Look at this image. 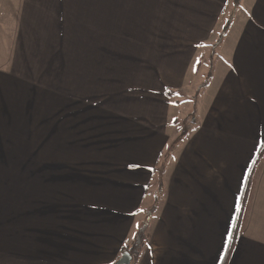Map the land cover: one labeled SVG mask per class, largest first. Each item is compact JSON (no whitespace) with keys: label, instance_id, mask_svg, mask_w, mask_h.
Returning a JSON list of instances; mask_svg holds the SVG:
<instances>
[{"label":"crops","instance_id":"obj_1","mask_svg":"<svg viewBox=\"0 0 264 264\" xmlns=\"http://www.w3.org/2000/svg\"><path fill=\"white\" fill-rule=\"evenodd\" d=\"M0 1L12 15L0 24V264H115L147 220L139 211L155 203L154 169L177 109L165 85L161 96L147 80L105 94V23L119 27V0ZM172 1L173 15L171 0L150 10L160 29L175 16L197 35L205 29L191 28L195 16L210 14L201 8L217 9L216 0ZM231 54L207 112L163 174L162 202L131 264H264V0ZM112 61L119 71L140 63L119 54ZM178 64L166 70L184 81ZM84 121L85 133L98 135L73 139ZM26 127L36 135L32 156L20 147ZM60 128L79 146L58 150ZM88 149L102 158L95 166L21 161L78 159Z\"/></svg>","mask_w":264,"mask_h":264},{"label":"rangeland","instance_id":"obj_2","mask_svg":"<svg viewBox=\"0 0 264 264\" xmlns=\"http://www.w3.org/2000/svg\"><path fill=\"white\" fill-rule=\"evenodd\" d=\"M140 1L141 0H119L120 6L122 5L119 7L118 11L121 16H119V27L116 28L115 26L114 28L110 21L105 23L106 33H109L108 36L110 38V41L105 42L106 90L110 91H105V94L108 96L111 91L114 93L116 91H120L122 88V90L126 91L127 94L130 85L133 84L132 80L134 79L142 81L147 80V82L151 83L158 89L161 96L163 85H165V97L171 103L172 107L177 110L175 113L172 112L175 114L176 119L168 127V131L166 133L168 135V144L163 151L160 163L156 166L160 169V172L155 173L154 183H156V185L158 183L159 185V183L163 180L164 171L171 163L172 155L183 149L185 142L197 129L198 121L200 122V114L207 112L208 105L212 103L215 96L214 94H216L218 90L216 89L215 81L216 79L220 80L222 78L224 72L223 66L225 63H228L226 64V67L230 65L232 57L231 52L235 51V46L241 41L242 34L249 25L252 10L256 6L258 0H216V10L201 8V11L208 12L210 14L206 17L205 22H202L204 20L203 17H199V15L195 16L192 21L193 27L191 28L194 29L200 25L202 29H205V31H202L200 32L201 34L198 33L197 35L196 32H193L192 30L186 32V24H184L183 27L180 23L182 19L175 16H173L174 18H171L172 16H170L169 20L165 21L169 23V26H165L160 29L159 24H163L161 18H157L155 15L153 16L155 12L152 13L150 10L158 7H160V9L164 8L163 6L167 4L168 0ZM9 3L10 1L7 2V4ZM145 3H147V8L140 7ZM174 3L177 4V2L171 0V10L169 13L172 15L174 14L172 9H177L175 8ZM7 4L5 6L9 7ZM0 7H2L1 1ZM139 8L140 10H138ZM4 11H7L6 15H2L4 14ZM4 11L2 7L0 9V24L2 23L1 19L9 17L10 21L12 19V15L7 14L10 13V10H6L4 8ZM109 14L112 15L113 13ZM145 14L149 15L147 19H144V17H146ZM150 14L152 16H150ZM151 19H153V21ZM147 21L148 24L152 23L151 26H144ZM208 21L211 23H208ZM187 24H190V22H187ZM226 28L227 30H225ZM114 29L117 32L114 33ZM113 36H115L121 43L114 45L115 42H113ZM113 54H119V56H122L123 59H132L135 57V60L140 61V63H137V65L128 63L125 65V69H123V71H119L115 67L116 64L114 65L112 61ZM178 60L180 61L178 62ZM144 61L148 64L143 63ZM162 61H166L167 64H160ZM170 62H173L174 65L179 63V70L186 69V76L183 77L184 81H180L181 76L180 78H177L175 75L174 77L171 76L170 73H174V71L168 72L166 70L167 65ZM147 67L153 68L149 70L146 69ZM118 74H120V76ZM148 79H152L153 83ZM159 79L163 81V84ZM119 82L126 83L124 86L119 87ZM73 114L75 115L76 112ZM109 114L112 113L109 112ZM193 119H195L196 126H189ZM97 125L100 126V124ZM187 126H189L188 129L190 132L188 135L182 137V133ZM30 128L31 127H26L24 131L25 137L22 142L23 144L20 145V147L24 148V151H26L28 156H32L31 154L35 147L33 142L34 137L32 136L34 133ZM81 128L84 129V132H81ZM112 130L113 125L109 126L107 129V131L110 132H112ZM40 135L43 137V140L45 138L46 141H48L50 136L48 134V129H41ZM81 135H88V137L98 135V129L89 130L85 133L84 121L82 124L76 125L72 138L74 139V137L77 138ZM57 138L58 140H56L55 145H57L58 142L61 143L56 146L60 151L68 150L69 148L71 149V146H79L70 141V129L66 131L65 128H60ZM29 139H31L30 142H28ZM171 146L174 150L167 160L166 166L163 170L160 165L163 162V156H165L164 154ZM39 147H41V151L49 152L48 148L50 146H48L47 143H44ZM91 150L88 149V156L85 154L82 158L78 159H56L50 161L49 159L36 160L26 158L21 161L24 163L26 168H33L34 165L37 164H41V166L44 167H51V163L56 167L95 166V163L100 162L102 158L97 160L94 159L96 153ZM99 156L97 155L96 158H99ZM9 162L17 163V161L12 160ZM148 209L139 211L140 216L142 215V219L143 214L145 215V218L147 219L145 220L146 223L150 222L151 218L153 219L155 216V213L152 216H146L145 212H147ZM142 225L143 223L141 222L137 229L133 243L128 244V248H130L134 254L136 252L139 253L143 249V247L140 248L139 246H135L136 238L142 229ZM52 253L53 252L51 251L50 254ZM63 258L64 257H60L59 260H62Z\"/></svg>","mask_w":264,"mask_h":264},{"label":"trees","instance_id":"obj_3","mask_svg":"<svg viewBox=\"0 0 264 264\" xmlns=\"http://www.w3.org/2000/svg\"><path fill=\"white\" fill-rule=\"evenodd\" d=\"M225 30H227V28L225 29ZM177 122V121H176ZM176 124V123H175ZM191 125H193V126H196L195 125V119H193L192 121H191V124L189 125V126H191ZM189 126H187V127H185V129H184V131H183V133H182V137H184V136H186V135H188V133L190 132V130L188 129V127ZM196 128V127H195ZM190 136V135H189ZM188 136V137H189ZM173 147L171 146L167 151H166V153L164 154L165 156H163V162L161 163V165H160V167H162L161 169H163L164 170V168H165V166H166V163H167V160L169 159V157L171 156V154L173 153ZM264 154V146L261 148V150H260V153H259V155H260V157L262 156ZM173 156V155H172ZM160 172V169H158V167H156L155 169H154V175H155V173H159ZM165 172V171H164ZM163 195H164V189H163V180L159 183V185H158V183H157V185H156V193H155V203H154V205L152 206V207H150L148 210H147V212H145V214H146V216H152L157 210H158V208L160 207V204H161V202H162V198H163ZM149 228H150V222H148V223H146L145 221L143 222V225H142V229L140 230V232L138 233V236H137V238H136V245L135 246H139L140 248H142V246L146 243V241H147V238H148V230H149ZM236 242V236H235V234L233 235V237H232V239H231V241H230V245H229V249H228V257H229V255L231 254V252H232V250L234 249V247H235V243ZM136 249H138V248H136ZM136 249H135V251H136ZM125 251H128L129 253H130V255L135 259L136 257V255L135 254H133V252L130 250V248H125L124 249V252ZM116 264V263H115Z\"/></svg>","mask_w":264,"mask_h":264},{"label":"water","instance_id":"obj_4","mask_svg":"<svg viewBox=\"0 0 264 264\" xmlns=\"http://www.w3.org/2000/svg\"><path fill=\"white\" fill-rule=\"evenodd\" d=\"M131 262H132V256L128 251H125L116 264H131Z\"/></svg>","mask_w":264,"mask_h":264},{"label":"snow or ice","instance_id":"obj_5","mask_svg":"<svg viewBox=\"0 0 264 264\" xmlns=\"http://www.w3.org/2000/svg\"><path fill=\"white\" fill-rule=\"evenodd\" d=\"M142 211V210H141ZM135 214V213H134ZM139 227V225H137V228ZM229 239H231L230 237H229Z\"/></svg>","mask_w":264,"mask_h":264}]
</instances>
